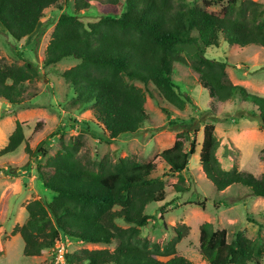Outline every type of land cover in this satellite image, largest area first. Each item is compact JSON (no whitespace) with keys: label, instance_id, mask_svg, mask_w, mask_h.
<instances>
[{"label":"trees","instance_id":"trees-1","mask_svg":"<svg viewBox=\"0 0 264 264\" xmlns=\"http://www.w3.org/2000/svg\"><path fill=\"white\" fill-rule=\"evenodd\" d=\"M59 1L0 0V25L14 42H20L33 33L44 11ZM215 3L203 0L202 7L188 9L173 0H73L74 14L58 18L42 64L49 67L67 58L79 61L63 72L62 78L72 89L74 106L90 108V116L108 142L135 134L147 121L144 91L152 98L154 92L157 99L180 111L186 104L193 106L172 81L175 65L186 63L182 56L185 51L194 58L190 73L216 104L236 103L239 110L232 116L234 121L251 119L264 128V98L231 83L226 63L204 55L207 48H218L221 43L232 48H264V3L226 0L218 11H209ZM89 9L100 17L84 23L78 14ZM20 56L21 66L0 63V99L12 106L34 99V83L41 78L37 65ZM134 81L146 89L151 85L153 91L136 87L131 84ZM211 111L216 107L207 112ZM162 112L171 117L166 109ZM199 125H203L199 164L214 189L222 192L240 186L250 196L264 198V175L257 178L235 168H221L216 157L219 143L215 127L205 119L167 122L179 132L172 146L157 155L165 165L160 177L179 176L188 170L189 158L196 151L195 140H189V135L195 137ZM23 140L22 125L16 122L0 155L13 153ZM79 145V139L62 144L43 165L36 164L43 188L55 196L50 202L34 200L27 204L25 223L12 232L23 241L22 255L40 256L53 249L59 239L68 238L84 244H114V249H83L66 255L67 264H192L175 252L183 232L177 231V236L163 246L140 234V228L155 220L145 214V208L165 200L163 182L153 177L157 162L122 158L111 164L103 158L90 166L78 156ZM44 154L41 147L35 151L36 156ZM261 154L264 160V148ZM174 188L178 194L185 191L177 184ZM8 198L9 190L0 200V209ZM165 213L164 204L157 220L162 221ZM117 220L130 227H119ZM198 253L207 264H264V238L250 240L236 233L228 242L226 230H215L205 222L199 227Z\"/></svg>","mask_w":264,"mask_h":264},{"label":"rangeland","instance_id":"rangeland-1","mask_svg":"<svg viewBox=\"0 0 264 264\" xmlns=\"http://www.w3.org/2000/svg\"><path fill=\"white\" fill-rule=\"evenodd\" d=\"M173 1L190 9L202 7L203 0ZM214 1L217 3L209 7V11H218L220 5L226 3V0ZM253 1L264 3V0ZM61 14H74L73 0H60L57 6L45 10L33 33L20 42H14L0 25V63L21 66L22 55L37 65L41 75L34 83L37 92L34 99L20 106H12L0 99V151L7 145L16 122L22 125L24 136L23 142L13 153L0 155V200L9 190L7 204L0 209V264L55 263L56 258L53 259V255L56 247L60 245L58 242L53 250H45L40 256L27 258L22 255V239L12 232L15 227L25 223L28 217L26 206L29 202H50L55 196L53 192L43 188L36 174V164L43 165L60 150L62 144H73L78 139V156L83 163L90 166L103 158L111 164L122 158L141 163L157 162V171L153 177L160 178L163 182L165 200L162 203H151L145 208V214L154 216L155 220L140 228V234L163 246L177 236V231L183 232L184 236L175 245V252L192 264H207L198 253L199 227L205 222L212 224L215 230H226L228 242L232 241L236 233H242L250 240L264 238V198L250 196L248 190L240 186H231L217 192L205 178L199 164L203 125H199V132L195 137L189 135V140H195L196 151L189 158L185 173L161 178L165 165L157 159L159 153L172 146L179 132L173 126H167L168 121L205 119L206 124L215 127L214 134L219 143L216 157L221 168L225 171L235 168L258 178L264 175L261 154L264 148V128H260L251 119L234 121L232 116L239 110L236 103L216 104L208 91L190 73V64L194 58L185 51L182 56L186 63L175 65L172 81L178 91L188 96L197 109L186 104L180 111L157 99L154 92L152 98L144 91L147 121L135 134L120 136L108 142L90 116V108L74 106L72 89L62 78L63 72L79 61L67 58L49 67L42 64L44 50ZM78 17L84 23H90L97 21L100 14L89 9L81 11ZM204 55L226 63L225 71L231 83L243 86L248 93L264 98V48H232L221 43L218 48H207ZM131 84L153 91L151 85L146 89L137 81ZM214 107L215 112H207ZM162 109L169 111V119ZM248 110L246 108L245 111ZM189 140L185 141L186 150ZM38 147L45 151L44 156L35 155ZM176 184L185 191L176 193ZM164 204L166 213L163 220L159 221V208ZM115 223L122 228L130 227L120 220ZM83 249L112 251L114 244L69 242L67 255L78 254ZM169 258L171 257L160 260L166 261Z\"/></svg>","mask_w":264,"mask_h":264},{"label":"built area","instance_id":"built-area-1","mask_svg":"<svg viewBox=\"0 0 264 264\" xmlns=\"http://www.w3.org/2000/svg\"><path fill=\"white\" fill-rule=\"evenodd\" d=\"M57 242L60 245L56 247V250L54 251L53 259L56 258V261L54 264H67L66 263V255L68 253L67 245L70 241L68 240V238H66V239H59Z\"/></svg>","mask_w":264,"mask_h":264}]
</instances>
